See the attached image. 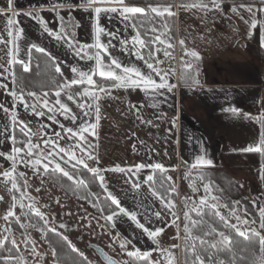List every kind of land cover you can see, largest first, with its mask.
I'll use <instances>...</instances> for the list:
<instances>
[{
    "label": "crops",
    "instance_id": "0c3cea01",
    "mask_svg": "<svg viewBox=\"0 0 264 264\" xmlns=\"http://www.w3.org/2000/svg\"><path fill=\"white\" fill-rule=\"evenodd\" d=\"M165 1L164 3L163 0H154V3L145 5L127 4L145 8L149 5L161 8L171 6L174 15L169 16L167 13L163 17L152 15L162 20L159 23L160 28L156 27L158 31L154 35H159L161 40L165 41L156 45L160 49L156 57L161 61L156 67L162 73H169L167 81L175 87L171 91L167 88L160 89L158 94H146L140 88L133 89L131 84L113 88L108 95L110 101L107 105L109 113L107 121L111 127L108 138L114 147H117L119 159L122 157L125 160L126 156H131L129 166L133 169L137 165L155 163L162 165V169L143 168L139 173H124V171L107 173V192L119 200L120 206L129 212H134L139 221L141 218L143 221L147 220L149 224L152 222L160 225L161 232L164 231L162 227L168 215L165 214V210H160L161 207L156 209L151 204V200L149 201L143 194L146 192L144 186L149 189V184L144 183L145 177L149 174L154 177L156 172L167 176L169 174L189 176L200 174L196 171L205 169L225 168L230 171L229 167L237 166L246 160L244 156L247 153L256 151L261 136L259 121L264 117V93L261 91L264 87V72L257 58L251 56L247 50L254 28L251 26L247 28L245 36L242 37L243 41H239L242 45L239 51L237 50L238 57L234 56L235 60H232L227 55L232 54L235 49L226 51L223 48L219 49L218 46L211 49L210 44L206 43L209 38L205 35L210 31L213 32L215 25L218 27L217 25L225 17L220 11L216 9L203 11L195 8L185 10L179 7L177 0ZM81 2L82 0H13L12 11L18 13L13 18L18 20L16 27L22 29L21 38L7 46L0 44V63L9 67L8 49H13L15 55L17 45L19 52L16 58L28 63L29 49L36 51V47H39L45 50L47 54H43L53 60L56 68H60L59 73L64 80L70 81L74 77L72 67L89 72L94 66V60H82L76 52L80 51V45L94 44L93 25L97 23V19L94 13L79 7ZM54 5L58 6L54 9ZM69 5L76 7L70 8ZM7 7L8 0H0V8L7 9ZM25 13L38 15L45 21L47 28L54 32L62 31L60 19L62 17L63 32L71 37L75 51L65 41L49 36L37 19ZM8 15H11V12ZM98 23L106 31L117 34L115 39L106 35L101 36V41L105 44L111 40L108 52L112 57L118 59L124 66L137 67L142 73H150L154 80L159 82V76L155 72H150L143 60H138L131 52L122 50L119 40L123 38L130 40L135 34L126 21H122L116 14H101ZM5 26V15L0 13V36L7 40L9 37L5 32ZM181 40L184 41L183 46L180 44ZM128 47L131 48V43ZM165 51L170 55L165 56ZM207 51L211 54H221L206 59L200 58L202 55H208ZM192 52H195L199 58L191 56ZM175 56L179 62L177 70L174 66L166 68V64L172 62ZM189 64L190 68L187 67ZM94 77L100 79L98 75ZM173 119L175 126L172 123ZM168 123L172 124L171 128L174 131V137L168 148L172 151L171 158L166 157L167 147L162 137L165 124ZM140 124L148 128L149 138L157 144L156 149H149L146 146L148 143L140 139V136L133 138L126 133L127 137L121 139V131L125 127L132 128ZM118 130L119 133L121 132L119 135L116 134ZM249 147L254 150L244 151ZM228 155L232 156L231 160ZM199 157L211 161V165L193 169L191 165ZM125 178H131L130 188H126ZM133 182L139 183L140 187H133ZM177 199L176 197V203ZM178 201L181 202L180 199ZM176 203L173 208L175 215ZM157 212L161 214L160 218L156 217ZM119 217L128 219L123 215ZM147 229L153 231V228L147 227ZM143 234L147 240H151L144 231ZM146 248L150 251L154 247L146 246Z\"/></svg>",
    "mask_w": 264,
    "mask_h": 264
},
{
    "label": "snow or ice",
    "instance_id": "6c2138e0",
    "mask_svg": "<svg viewBox=\"0 0 264 264\" xmlns=\"http://www.w3.org/2000/svg\"><path fill=\"white\" fill-rule=\"evenodd\" d=\"M259 8L258 11H264V0H258ZM58 5H54L55 9ZM70 8L76 7L75 5H69ZM84 11H91L95 14L97 19V23L93 25L94 29V37L95 42L91 45H80V51L76 52V55L80 57L82 60H94V66H92L89 72H84L79 70L77 67H72V72L74 73V77L68 81L65 80L64 83H61L58 86V90H56L53 94L55 96V100H50V93L45 91L42 95H38L33 91H25L22 85L17 84L15 80V72L11 70V66L15 63H20L23 66V71L28 72L29 66L28 63H25L22 60L17 59L19 48L18 45L15 50V55L13 49L9 48L7 55L10 57L7 61L9 67H4L3 71L8 73L13 77L12 84L13 88L9 91L7 84H0V88H3L5 94L11 96L12 98V109L9 107L0 104V110L5 114L6 119L10 121V124L5 125L3 132H0V135L4 136L7 140L10 141L12 147L9 152H0V157H3L5 160L9 161L11 167L5 169L2 174V180L0 183L7 185L11 184V191L16 192L20 191L21 196H23L27 192L28 184L25 179L26 174L23 172L17 173L16 169L19 164H22L25 168H31L37 174L44 176L47 175L49 178L54 176L55 174H61L63 177H66L68 181H71L77 185H85L84 180L80 179L81 176V168L86 169L87 172L92 173L99 181L100 188H105V177L100 175V172L105 171L104 169H99L98 167L91 166L88 161H95L97 164L99 163L98 159L94 156L92 149H94V145L90 140H88L87 136L91 135L93 137L96 136V129L100 119V107L99 101L101 96L98 93H104L105 95L110 94V90L113 88H121L125 87L129 84L132 85L133 89L140 88L142 91L152 94H158L160 89L167 88L169 91L175 87L168 83L167 76L169 73H162L156 67L161 63L159 59L156 57V53L160 51V49L156 46L157 43L163 44L165 41L161 40L159 35H154L158 29L152 25L151 27H144L145 19L149 14H155V16L163 17L165 13L171 16L174 13L171 11V6L167 7H158L149 5L147 8L141 6H130L125 0H82L79 5ZM180 8L185 10L197 9L203 11H209L211 9L221 10L220 3L218 0H210L209 3L203 2V0H199V2H191V3H182L179 5ZM239 7L244 8L247 12L253 13V9L255 4H241ZM13 9V0H8L7 9L0 8V13H3L6 18V26L5 32L9 39L5 40L2 36H0V44H4L5 46L13 44L15 41H18L21 38L22 29L16 27L18 24V20L13 18L18 15L17 12L12 11ZM231 11L235 14L238 12L237 6H233ZM11 12V15L8 13ZM101 14H116L118 15L122 21H126L127 25L131 27L134 31V35L131 36L130 40L128 38H123L119 40V43L122 47V50L129 51L131 54L135 55L138 60H143L146 67L150 70V72H155L156 75L159 76V82L154 80L153 76L148 73H142L137 67L133 66H124L122 63L112 57L108 52L109 45H111V40H109L108 44H105L101 41V36L106 35L112 39L116 38V33L108 32L103 27H101L98 23L99 17ZM25 15L33 16L32 13H25ZM59 16V13H57ZM34 19H37L38 23L44 29V31L48 32L49 36L57 40L65 41L68 46L73 47V41L71 37L67 35L66 32H63V18L61 17V32H54L47 28L46 23L43 19H40L37 16H33ZM252 28L256 27V21L253 19L252 24L250 25ZM141 28H143V32H141ZM152 34V35H150ZM262 35H264V30H262ZM129 43H131V48H129ZM180 44L183 46L184 41L181 40ZM114 47V45H112ZM170 46V45H169ZM262 46H264V40H262ZM35 47V46H33ZM88 49H93L94 51L89 52ZM139 49V51H137ZM37 52L45 53L44 49L36 47ZM81 52L83 54H81ZM47 54V53H45ZM31 55V48L29 49V56ZM165 56H169L170 54L165 51ZM191 56L199 58L195 52L190 53ZM107 57V60L103 59V57ZM3 67V65H0ZM187 67H191V65H187ZM56 71L59 73L60 68L57 67ZM98 75L100 77L99 81L93 79V76ZM5 80L8 79V76L3 77ZM71 85H82L84 86L81 91H66L70 88ZM65 97L67 101H71L75 104L76 108L79 109V112L73 111L69 105L65 102ZM79 97V99H77ZM31 98V102L29 99ZM95 102V103H94ZM23 106L24 110L29 114L35 117H44L47 116V119L51 121L52 124L57 125L61 131H55L53 129L51 137L49 138V133L47 129L50 127L48 124L39 123L36 128H32L31 125L27 122L20 120L18 113L15 109L18 106ZM95 112V122H91L90 118L91 113ZM139 111V109H137ZM57 114L63 116V119L68 121L70 120L75 128L68 127L64 123H62L59 119H57ZM264 120V117L261 118ZM150 123V122H149ZM173 126H175V120L172 121ZM9 128H11V132H9ZM19 129V137L16 135V130ZM87 134V135H86ZM33 137L37 138V140L42 139L44 148L41 149L38 143L33 142ZM72 141L73 143L67 144L65 147H61L59 144L60 140ZM22 145V147L20 146ZM78 150V152L76 151ZM254 149L249 147L244 149V151H253ZM256 151H264V132L261 133L259 146L255 149ZM66 157V158H65ZM47 161L46 163L44 161ZM63 162V165L61 162ZM203 165H211V161L205 160L203 157H199L191 167L193 169H198ZM43 169L41 172L40 169ZM143 168H152V169H162V165L159 163H155L152 165H137L135 167V172L139 173ZM72 169L73 171H69ZM109 171L121 172L125 171L121 169L119 166L113 169H108ZM127 171H132L128 169ZM201 180H203L202 174H200ZM170 180L171 178H166ZM264 179V177H262ZM20 181H24L23 184ZM154 177L153 175H147L144 183L149 184V191L154 198H157L161 201L162 206L167 208L172 215L175 217L174 201L172 199V195L175 192V189L166 186L165 180H161L159 190L156 189L155 184L153 183ZM191 186V185H190ZM133 187L139 188L140 184L133 182ZM203 189L205 192V196L201 197L199 202L193 201L191 207H188L186 203V211L184 212V239L187 240H199L203 245L205 243L209 244L210 248H216L217 251L215 253L209 251L207 255L200 253L196 250L195 243L191 246V255L194 257L192 260V264H226V261L219 256V249L217 248L218 244H223L225 246H229L231 241L230 237L225 234L223 231H217V229L213 226L212 223H209L210 232H205L204 236H208L211 234H215L220 237V240L217 241L213 239L211 242L203 239L200 236L193 235V230L197 225H200L204 222L205 216H211L218 219L225 228L235 230L237 235L244 238L245 240H251L253 237L258 238L259 244V252L260 255L257 258V264H264V207H258L259 213V228L258 231L255 228L246 227L249 224H255L256 220L248 221L244 219L239 213L237 206L241 204L240 201H233L232 206L229 207L227 204H222L220 202V197L212 195L210 190V182L203 183ZM198 191V189H196ZM37 192L40 191L39 188L36 189ZM89 195H92L89 193ZM84 199H88V196L83 197ZM0 199H3L0 197ZM16 196L13 194L12 196V205L7 211L6 215L2 218L5 222L11 223L10 218H14L15 222L19 224L21 229L26 227L25 224L20 223L19 217L16 216L13 209L16 207ZM107 199L111 201L112 205H115V209H109L106 216L104 215V209L99 208L98 210L101 212V215L107 222H112L114 218H117L121 215L127 217L131 220L137 228L142 229L146 235L153 240L154 243H157L155 237H157L162 229H156L155 231L149 230L145 228L137 219V215L134 212H129L124 207L120 206L119 200L108 193ZM189 198L185 197V201ZM209 200L214 201V203H210ZM98 201L96 204H93V207H98ZM253 207L256 208V201H252ZM28 208V213L24 212V208ZM228 208L230 217H233L237 220L238 224H231L229 222V217H226L219 209L220 208ZM21 214L25 215L26 218H31L29 213L32 216L39 217L40 221L44 222V227L47 231L55 232V228L48 227V221L45 217L40 214L38 211H33V206L31 204L25 205L23 202L20 204ZM208 209L209 211H205ZM118 210V211H117ZM194 212L196 217H199V220H194L191 218L190 213ZM245 215H248V209L244 207ZM157 218H160V213H155ZM179 219V217H176ZM175 220H173V224ZM239 225V226H238ZM63 227V225H61ZM4 232L11 234V227H6ZM24 242L29 243V239L25 237ZM8 244H11L14 248L18 249L17 241L12 238H9V235L3 236L0 238V248L7 249L9 252L11 249H8ZM69 247H72L69 244ZM173 248L176 245L172 246ZM120 248L122 251H125L127 256L132 258L126 264H133L134 260L139 258H147L150 256V252L141 253L138 249L136 251H128L126 249L125 243L121 242ZM72 250L75 252L77 249L74 247ZM228 252H231V247H226ZM35 254V248L31 250ZM166 253V255H165ZM161 254L164 255V258L168 261V264H173V256L172 253L168 250H161ZM235 255V253H233ZM53 256H55V250H53ZM3 260L4 264H9V257H0ZM107 264H115L114 261L105 257ZM16 264H21V260L17 259ZM148 264H159V261H150ZM229 264H232L230 261Z\"/></svg>",
    "mask_w": 264,
    "mask_h": 264
},
{
    "label": "rangeland",
    "instance_id": "374dc122",
    "mask_svg": "<svg viewBox=\"0 0 264 264\" xmlns=\"http://www.w3.org/2000/svg\"><path fill=\"white\" fill-rule=\"evenodd\" d=\"M247 2V4H255L256 7H258L259 5L258 0H247ZM256 7H254L253 9L254 14H256ZM262 13V20H259L256 18L255 15L247 12L244 8H238V12L235 14L231 11L228 16L222 18L223 21L217 25L218 27H216L215 25V30L213 32L210 31L205 35L209 38L206 43L210 44L209 46H211V49L216 46H218L219 49H226V51H233L232 49H235L236 52L233 51L232 54L227 55L229 58H232V60H235L234 56L236 58L238 57L237 50L239 51V47L242 45L239 44V41H243L242 37L245 36L247 28L253 22V19H255L256 24L258 25V30L256 32V35L251 38L252 43L250 44L249 50L256 56L260 66L262 67V71L264 72V46H262V40H264V35H262V30H264V11H262ZM221 29L223 30L221 31ZM207 52H209L208 55H202L200 58L206 59L213 57L216 54H221H211L210 51ZM0 65L2 64L0 63ZM4 67V65L3 67H0V84H7L8 90L10 91L13 88V77L3 71ZM12 69L13 66L11 67V70ZM4 76H8V79L5 80L3 78ZM98 94L101 96V99L98 102L100 107V119L96 129L97 134L95 137L88 135L87 138L94 145V149H92V151L94 156L98 159L99 163L97 164L95 161L91 160L88 161V163L93 167H98L99 169L105 170L100 172V175H103L105 177V188L103 189L107 194V173L113 172L109 171L108 169H113L119 166L121 169L125 170L124 173H134L135 169L129 166V164H131V156H126L125 160L122 157L119 159V151L116 152L117 147H114V144H112L110 142V139L108 138V134L111 127H109L110 123L107 121V117H109L107 105L110 100L108 98V95H105L104 93ZM65 102L73 111L79 112V109L76 108L75 104H73L71 101H67L66 97ZM0 104L9 107L10 110L12 109V98L11 96L5 94L3 88H0ZM15 111L18 113L20 120L29 123L33 129L36 128L39 123L50 125V127L47 129L49 133V138L51 137L53 129H55V131H61L57 125L52 124L51 121L47 119V116L39 118L35 117L26 112L22 105L18 106ZM57 119H59L68 127H76L71 123L70 120H64L63 116H60L59 114H57ZM86 119H90L94 123L95 112L93 111L90 115V118ZM130 121L131 119H129V122ZM8 124H10V121L6 119L3 111L0 110V132H3L5 125ZM171 126L172 124L170 123H168L167 125L165 124V131L162 136L163 142L167 147V158L172 157V151L168 149L170 147V142L174 137V131ZM119 131L120 130H118L116 134L119 135L122 132L121 139L127 137L126 133H128V135L133 138H135L136 136H140V139L148 143V145L146 146L149 149L157 148V144L149 138V130L144 125L140 124V126L138 125L132 128L125 127V129L122 130L120 133ZM9 132H11V128H9ZM33 142L38 143L41 149L44 148L42 139L37 140V138L33 137ZM66 143L71 144L73 142H66V139L59 141L61 147H65ZM11 147L12 145L10 141L7 140L4 136L0 135V152H9L11 150ZM76 151L78 152V150ZM137 155L141 156V154L138 153ZM44 162L46 163L47 161L45 160ZM60 162L62 166H64L63 162ZM10 167V162L5 160L3 157H0V174H2L5 169H8ZM229 168L231 169L230 171H227V173L241 186V189L243 191V197L248 198L251 202L255 200L257 208L264 207V196L261 194L260 190V178L254 175V170H252L248 166L247 160H243V163H240L239 165L237 164V166L234 165L233 167ZM128 169H131L132 171H127ZM40 170L43 171L42 168ZM16 172H23L26 174L25 179L27 181L28 188L27 192L23 196H21L20 191H16V196L15 193L10 190V183H8L7 185L0 183V197L3 198L0 199V238H3V236L5 235H9L10 239L14 238L17 241L19 249V251H17V249L14 248L11 244H8L7 246L8 249H11L10 252L7 249H4L3 257H9V264H16L17 259L21 260V264H58L53 257V251L48 246L44 237L43 231H45V229L43 230L42 227H40L41 229L39 227H36V223H38V221L34 220V224H32L33 222L32 220H30V218H26L25 215L21 214V202H23L25 205L31 204L33 206V211H38L40 214H42L45 219L49 222L48 227L55 228V232L53 233L61 235L62 238L68 244H71V249L73 247L77 249V251L75 252L79 256L84 258L87 264H102L97 258L92 256L91 251H88L86 249L87 244L102 248L108 255L118 260L121 264H126V262H129L130 259H128L126 252L121 250V242L125 243L126 249L128 251H136L138 249L141 253L152 251L155 253H160L161 250H165L162 247L163 240L167 242L168 251H170L171 253L177 252V264H181V256L179 249L180 246L183 244V240L185 241L184 212L186 211V203L188 207H191L193 201H196L198 203L200 198L206 195L203 189V183L206 178L204 175H202L203 180H201L200 174H193L189 176L185 174H169L168 177L171 178L170 181L172 188L175 189V195L178 199L181 200V202H179L177 199L175 208L177 214L174 217L167 208L162 206L160 200L154 198L151 195L147 187H143V189L146 190V192H143V194L148 197L147 199L149 201L151 200V204H153L156 209H159L161 207L162 209L160 210H165V214L168 215L164 219L166 223H164V227H162L164 228V231L165 229L166 231L161 232L157 237H155L156 241H158L157 245V243H154L152 239L147 240V238H145L143 234V230L137 228L132 222H130L131 220L129 221L128 219L126 220L123 217H117L114 220V223L113 221L107 222L104 217L100 216L97 213L95 207L92 206V203L81 201L78 198H75L65 192L62 188H60L59 184L56 182L60 181L61 174H56L57 176L53 178H49V176L46 175L41 176L37 174L34 170H32L30 167L25 168L22 164H19L17 166ZM0 180H2V175H0ZM20 183L23 184L24 181H20ZM130 186H132V182L131 178H128L126 180V188H130ZM37 188L40 189L39 192L36 191ZM196 189H198V191ZM13 194L17 198L16 207L13 209V211L15 212L16 216L19 217L20 223L26 225L24 229H21L19 227V224L15 222L14 218H10V224L9 222H5L2 218L4 215H6L7 211L12 205ZM185 197H188L189 199L185 201ZM209 202L212 203L211 200H209ZM237 209L238 213L244 219H247L248 221L254 220L252 219L251 215H245L241 205H238ZM219 210L226 217H229V222L231 224H238L235 218L230 217L229 211L223 209V207ZM28 211V208L25 207L24 212L28 213ZM192 213L194 212L190 213L191 218ZM29 216H31V213H29ZM176 217H179V219L176 220ZM173 220H175L174 224ZM157 221L160 220L157 219ZM168 221L169 223H167ZM139 222L145 228H153V231L159 229L160 226L157 224H153L152 222L149 224L147 220L143 221V219L141 220V218ZM108 223L110 226L108 225ZM38 224L44 225V222L39 221ZM59 225H65L71 228L72 230H68V233H64L63 230L58 228ZM9 226L12 229L11 234L4 232V229ZM74 227L76 229H74ZM246 227L255 228L258 231L260 230L258 223L249 224ZM160 235L162 236V238ZM25 237H27L30 241L27 244L24 242ZM217 237V239L220 240V237ZM78 239H81V241L79 242ZM173 245H176V247L173 248ZM146 246H153L154 248L153 250L147 251L148 248H146ZM33 248H35V254L31 251ZM151 256L154 258V260L157 259L156 255ZM1 262V264H4L3 260Z\"/></svg>",
    "mask_w": 264,
    "mask_h": 264
},
{
    "label": "trees",
    "instance_id": "16d2710c",
    "mask_svg": "<svg viewBox=\"0 0 264 264\" xmlns=\"http://www.w3.org/2000/svg\"><path fill=\"white\" fill-rule=\"evenodd\" d=\"M126 3H133L137 5H145L148 3H154V0H126ZM165 3L166 1L163 0ZM169 2V1H167ZM178 4L182 3H191V2H199V0H177ZM205 3H209L210 0H203ZM220 3L219 10L221 14L224 16H228V14L231 12V8L235 5L237 8L241 4H247V0H218ZM256 7V6H255ZM257 9L259 8L256 7ZM262 11L256 10V16L257 19L262 20ZM142 19H145L144 27H148L149 25H154L157 28H160L159 23L162 22L161 19L156 18L152 14H149L147 18L142 17ZM258 30V25L256 24V27L254 28V33L252 37L256 35V32ZM141 32H143V28H141ZM152 35V34H150ZM251 37V38H252ZM251 41L248 42V52L251 56H256L249 50ZM74 50V48L72 47ZM139 50V49H138ZM75 51V50H74ZM89 52H92L94 50L88 49ZM103 59L107 60L106 57H103ZM28 66L29 71L24 72L22 64L15 63L13 65L12 71L15 72V80L17 84L22 85L25 91H33L36 92L38 95H42L43 92L47 91L50 93L49 99L55 100L54 92L58 90V86L61 83H64L65 80L62 78L60 73L56 71V64L53 62L51 58H49L47 55L33 51L31 50V55L29 56L28 53ZM96 81H99L97 77L93 78ZM84 86L82 85H71L69 89L73 92L81 91ZM29 102H31V98H28ZM79 99V97H77ZM260 132H264V120L260 119ZM16 135L19 137V129L16 130ZM22 147V145H20ZM245 159L247 160L248 166L254 170V175L258 176L260 178V190L261 194L264 196V151H254L249 152L245 156ZM229 160H231L232 156L228 155ZM42 172V170H40ZM69 171H73L72 169H69ZM196 173H200L204 175L206 178L204 180V183H209L210 181V190L212 195L220 197V202L222 204H227L229 207L232 206L233 201H240L241 206L244 211V207L246 206L248 209L249 215H251L252 219L256 220V223L259 225V213L257 210V207L254 208L252 202L248 199L243 197V191L241 189V186L232 179L225 168L220 169H205V170H199L196 171ZM47 176V175H46ZM57 176L56 174L53 177ZM59 177V176H58ZM167 175L164 173L156 172L154 175V181L155 187L157 190L160 188V182L161 180H165L166 186L171 185V181L167 180ZM80 179L84 180L85 185H77L71 181H68L66 177H63L61 175L60 181H56L60 188H62L65 192L70 194L71 196L78 198L81 201L84 202H90L92 204H96L97 201L98 207H95L97 213L101 215V212L98 210L99 208L104 209V215L106 216L109 214L108 210L115 209V205L111 204V201L107 199V194L103 188H100V181L92 174L87 172L86 169L81 168V176ZM207 181V182H206ZM17 196V193L14 192ZM91 193L92 195H89ZM176 193L174 192L172 195V199L174 201V204L176 203ZM88 196V199H84L83 197ZM214 203V201H212ZM184 205V204H182ZM228 211V208H223ZM118 211V210H117ZM205 211H209L208 209H205ZM32 216V215H31ZM30 216V217H31ZM103 217V216H102ZM32 218V219H31ZM30 220H32V224H34V220L38 221L39 223V217L32 216ZM192 219L199 220V217L195 216V213H192ZM36 223V227H42L44 232V237L46 239V242L48 246L51 248V250H55V256L54 259L58 264H87L85 259L79 256L76 252H74L70 247L69 244L62 238L61 235L55 234L53 232L47 231V229L44 227L43 224L39 225ZM209 223H212L213 226L217 229V231H223L226 235L230 237V247L231 252H228L226 250V247L223 244H218L217 248L219 249V256L226 261V264H229L231 261L232 264H257V258L260 255L259 252V244H258V238L253 237L251 240H245L244 238L237 235L235 230L227 229L223 226V224L216 218L211 216H205L204 222L200 225H197L196 228L193 230V235L200 236L203 239L211 242L213 239L219 241L217 238V235L211 234L208 236H204L205 232H210ZM109 225V223H108ZM110 226V225H109ZM18 227V226H17ZM16 228V227H14ZM41 229V228H40ZM195 243L196 250L200 253L204 254L205 256L209 251L215 253L217 251L216 248H210L209 244H201L199 240H183V244L180 246V256H181V264H192V260L194 257L191 255V246ZM4 249L0 248V257H3ZM235 253V255H233ZM151 255H156V258H154ZM160 253L150 252V256L145 260L144 258H139L134 260L133 264H148L150 261H159V264H168V261L164 258V255ZM166 255V253H165ZM173 256V264H177V252H172ZM128 259H132L128 257ZM2 259H0V264Z\"/></svg>",
    "mask_w": 264,
    "mask_h": 264
},
{
    "label": "water",
    "instance_id": "95a60500",
    "mask_svg": "<svg viewBox=\"0 0 264 264\" xmlns=\"http://www.w3.org/2000/svg\"><path fill=\"white\" fill-rule=\"evenodd\" d=\"M89 250L92 252V256L97 258L102 264H107V261L105 260V257L111 259L115 262V264H121L118 260L108 255L102 248L90 245Z\"/></svg>",
    "mask_w": 264,
    "mask_h": 264
},
{
    "label": "built area",
    "instance_id": "2783aa9c",
    "mask_svg": "<svg viewBox=\"0 0 264 264\" xmlns=\"http://www.w3.org/2000/svg\"><path fill=\"white\" fill-rule=\"evenodd\" d=\"M171 66H174L177 70L179 66L178 58L175 56L174 60L168 64H166V68H170ZM262 93H264V87L261 89ZM162 247L167 250V242L163 240Z\"/></svg>",
    "mask_w": 264,
    "mask_h": 264
},
{
    "label": "flooded vegetation",
    "instance_id": "af4514ba",
    "mask_svg": "<svg viewBox=\"0 0 264 264\" xmlns=\"http://www.w3.org/2000/svg\"><path fill=\"white\" fill-rule=\"evenodd\" d=\"M58 228H60L61 230H63L64 233H68L69 231L72 230L71 228H69V227H67V226H65V225H63V227H61V225H59ZM74 229H76V228L74 227ZM68 230H69V231H68ZM78 240H79V242L81 241V239H78ZM86 246H87L86 249H87L88 251H91V250H89V246H90V244H87ZM91 254H92V252H91Z\"/></svg>",
    "mask_w": 264,
    "mask_h": 264
}]
</instances>
